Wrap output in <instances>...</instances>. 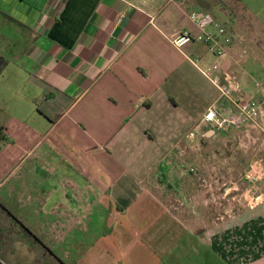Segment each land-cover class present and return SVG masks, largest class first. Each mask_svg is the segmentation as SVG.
Returning <instances> with one entry per match:
<instances>
[{
    "label": "crops",
    "instance_id": "obj_1",
    "mask_svg": "<svg viewBox=\"0 0 264 264\" xmlns=\"http://www.w3.org/2000/svg\"><path fill=\"white\" fill-rule=\"evenodd\" d=\"M56 7L0 0V11L28 28L1 21L9 62L0 75V143L19 136L22 156L36 152L28 165L20 160L14 187L3 192L8 176L0 177V201L32 212L27 227L65 264H264V203L212 213L218 197L251 201L255 186L202 190L191 172L206 144L252 130L202 122L227 103L195 65L235 76L264 114V80L243 78L251 61L264 62V43L252 38L264 32V0ZM192 12L212 15L233 41L218 53L198 43L175 49L170 38L197 32Z\"/></svg>",
    "mask_w": 264,
    "mask_h": 264
},
{
    "label": "rangeland",
    "instance_id": "obj_2",
    "mask_svg": "<svg viewBox=\"0 0 264 264\" xmlns=\"http://www.w3.org/2000/svg\"><path fill=\"white\" fill-rule=\"evenodd\" d=\"M216 15L225 22L227 27L230 25V22L222 15L219 13ZM0 27H2L1 22ZM259 32L260 36L253 35L252 38L254 41L257 39L259 42L264 43V32ZM6 45L7 39L5 38L3 40L0 37V53L8 57L9 54ZM260 53L264 54V49H262ZM248 59L249 58L246 56V60ZM250 63L251 64L247 67L248 76H243V78H249L253 84H255V82L261 84L260 81L264 80V71H262L261 65L264 64V62L251 61ZM243 132L244 131L241 132L238 130L234 133L231 132V135H229L230 138L216 140L213 144H206L202 149L204 163L202 161V163L197 165L198 170L195 168L192 172L193 174H196V171L198 172L197 175L201 179L199 183L202 185L200 186L202 190H205L206 184L209 183L212 187L221 190V188L225 187L224 184L230 181L235 183L239 190H244V192L252 188L250 183L246 180L245 173L252 160L260 159L264 161V140L255 134L254 130H250L248 137H246ZM9 138L13 139L11 136H9ZM20 139L21 138L18 136L15 144L0 143V177L4 178L8 176L3 192L17 184V177L23 165H20V160L25 157L23 161H25L24 165L26 166L36 157L35 150H29L25 155H21L22 149L19 146L21 145ZM228 169L230 171H228ZM203 179H205V182ZM260 184L256 185L255 189L249 192V198L251 200L249 202H245L243 196L239 198L236 197L234 201L231 200L230 197H218L216 200L217 212H212L214 213V218H216L215 214L216 216L217 214H222V210L220 209L225 206H232L235 210V208H241L240 206L246 205V203H252V205L264 203V186ZM256 196H260L259 200H255ZM11 206H9L10 210L26 226L27 222L29 225L34 222L32 212L19 211L18 209L14 210L16 207L13 204H11ZM31 228L35 230L34 227ZM31 228L29 229L32 231ZM46 245L50 247L49 244ZM0 259H3L7 264H59V262L50 256L45 249L34 246L33 242L30 240L29 234L15 225L13 221L0 225Z\"/></svg>",
    "mask_w": 264,
    "mask_h": 264
},
{
    "label": "built area",
    "instance_id": "obj_3",
    "mask_svg": "<svg viewBox=\"0 0 264 264\" xmlns=\"http://www.w3.org/2000/svg\"><path fill=\"white\" fill-rule=\"evenodd\" d=\"M60 1L57 0L56 13L60 10ZM189 19L197 32L183 31L170 38L169 42L175 49L182 50L190 43H198L206 45L211 51L218 53L233 41V37L212 15L192 12ZM195 66L200 74L216 89L219 99L227 103L225 107L219 109L209 108L203 115L202 122L211 123L219 129L237 128L245 124L250 129L255 130L258 136L264 140V114L255 101L246 99L241 95L237 78L222 72L217 64L206 67ZM193 171L191 169V172ZM245 177L253 186L264 183V161L252 160L247 167ZM259 198L260 196H256L255 200H259ZM0 264L7 263L0 259Z\"/></svg>",
    "mask_w": 264,
    "mask_h": 264
},
{
    "label": "trees",
    "instance_id": "obj_4",
    "mask_svg": "<svg viewBox=\"0 0 264 264\" xmlns=\"http://www.w3.org/2000/svg\"><path fill=\"white\" fill-rule=\"evenodd\" d=\"M2 20L4 21L6 20L7 22H11L13 25L19 28L28 30V28L25 25L21 24L20 22L10 17L6 13L0 11V22ZM8 62H9L8 57H5L0 53V75L3 69L8 64ZM0 139L2 140L3 137H0ZM12 221L14 222L15 225H17L19 228H21L22 230H24L26 233L29 234L30 240L33 242L34 246L45 249L50 256H52L54 259H56L59 262V264H65L56 256V254L50 249V247H48L44 242H42L38 236H36L5 204H3L0 201V225Z\"/></svg>",
    "mask_w": 264,
    "mask_h": 264
}]
</instances>
